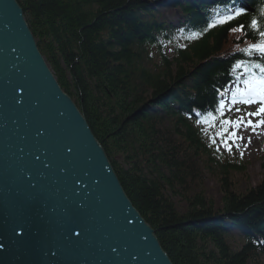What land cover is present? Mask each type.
<instances>
[{"label": "trees", "instance_id": "16d2710c", "mask_svg": "<svg viewBox=\"0 0 264 264\" xmlns=\"http://www.w3.org/2000/svg\"><path fill=\"white\" fill-rule=\"evenodd\" d=\"M17 1L57 81L173 264H264V226L257 229V219L264 218V179L237 193L230 172L244 166L215 165L211 175L223 203L218 209L194 186L212 161L202 159L212 152L198 121L214 111L219 94L243 70L234 66L259 60L241 46L259 41L250 21L264 26V0H248L245 14L215 27H209L211 18L228 14L239 0H194L181 7L185 31L155 24L148 16L155 11L144 0ZM142 5L146 9L137 8ZM240 24L243 32L232 30ZM171 194L185 196V212ZM239 235L250 239L237 248L233 238Z\"/></svg>", "mask_w": 264, "mask_h": 264}, {"label": "water", "instance_id": "95a60500", "mask_svg": "<svg viewBox=\"0 0 264 264\" xmlns=\"http://www.w3.org/2000/svg\"><path fill=\"white\" fill-rule=\"evenodd\" d=\"M0 264H173L17 0H0Z\"/></svg>", "mask_w": 264, "mask_h": 264}, {"label": "rangeland", "instance_id": "374dc122", "mask_svg": "<svg viewBox=\"0 0 264 264\" xmlns=\"http://www.w3.org/2000/svg\"><path fill=\"white\" fill-rule=\"evenodd\" d=\"M144 1L148 2L149 5H150V2L154 1V3L157 4L156 9L159 8V10L157 11L158 13L154 12V14L150 15V20L159 21V22L162 20H165V21H168L169 23L173 22L175 24L178 23V21H180L179 19H181V17L185 15V13L182 12L181 7H185V5H188V3H194V0H144ZM201 4H204V3H201ZM151 6L155 7V5H151ZM200 10H202L201 7H200ZM187 15L192 16L193 14L188 12L186 13V16ZM230 97L231 96L225 97L226 104L228 100L230 99ZM258 107H259L258 105H254V104H251V105L237 104L233 106L232 112H227V116H228L227 118L235 120L239 116L244 115L247 112H255ZM235 108H240L241 112H236ZM249 118L252 119L253 123H256L259 120L264 119V115L260 117H247L245 115V120ZM237 134L240 136H243L244 138L242 140L237 141V143L239 144V148L233 145V149L231 152L227 151L224 148L223 144L221 143L220 137H215V136L213 137L216 140L215 148L219 149L218 151L222 155H224V152H226L227 157H228L227 159H224V158L219 159L216 156H212L211 153H209V150L207 151L208 152L207 156L202 157L203 160H206V159L212 160L210 162L211 169L209 170V172H204V174L200 176L201 179L198 181V184L194 186L196 190H201L204 196L209 198V200L211 199L212 204H213L212 209L221 208L223 205L222 194H221L220 187L218 184V179H217V176H215V174H217L215 172L216 166H219V165L223 166V164H228L227 162L240 164L244 166L243 172H235V171L230 172L231 182L234 184L233 187L237 193L242 192V191L244 192L248 191L252 187L258 185L264 179V167L262 166L263 164L262 154H261V151L259 150L261 144L264 143V126L256 128L255 131H253L252 128L250 127L249 128L241 127V129L238 130ZM249 138H250V142H249ZM206 143L208 144V142ZM229 143H231V141H229ZM241 152H243V156H241ZM239 160L243 162L244 164H241ZM213 170L215 172L214 176L211 175ZM194 180H196V178ZM171 195H172L171 199L176 209L180 213L185 212L187 209V203L184 199L185 196L183 197V195L181 196V194L180 195L171 194ZM189 197L192 198L191 195H189ZM263 221H264L263 217L257 219V223H258L257 229H260V227L264 226ZM260 231L261 232L264 231V228L263 230L260 229ZM232 234L235 235V233L231 232V235ZM233 239L237 240L236 241L237 248L241 246L240 243L242 242V240H244L242 239L240 235L238 237L234 236ZM238 239L240 240L238 241Z\"/></svg>", "mask_w": 264, "mask_h": 264}, {"label": "snow or ice", "instance_id": "6c2138e0", "mask_svg": "<svg viewBox=\"0 0 264 264\" xmlns=\"http://www.w3.org/2000/svg\"><path fill=\"white\" fill-rule=\"evenodd\" d=\"M246 11L247 10L245 8L240 7L230 10L228 14L218 15L213 24H210L209 27H212L215 24L228 23L231 20L245 14ZM261 16L264 17V12H261ZM250 28L258 33L259 42L248 45L242 51L248 56L257 55L259 60L241 61L234 66L236 69H244V72L241 74L244 78L241 79L240 76L236 77L235 84L237 86L232 91L227 104L224 99H221L214 111L209 112L202 121L203 123L208 124L209 127H215L217 119L219 118L220 131L216 132V136L220 137L221 143L229 152L232 151L233 145L239 148L237 141L244 138L243 136L237 134L241 127H250L253 131H255L256 128L264 126V119H261L256 123H253L250 118L245 120V115L247 117H260L264 115V26L253 18L250 21ZM232 30L243 32L245 27L243 24H240ZM193 35L195 36L197 34L194 33ZM253 69H256L257 71H253ZM241 84L243 87L239 86ZM254 103L259 105L255 112H247L235 120L224 118L226 112L233 111V106L237 104L251 105ZM235 111L241 112V109L235 108ZM229 141H231V143H229ZM212 142L216 143L215 138H213ZM69 151H71V149H69ZM241 156H243V152H241Z\"/></svg>", "mask_w": 264, "mask_h": 264}, {"label": "bare ground", "instance_id": "6f19581e", "mask_svg": "<svg viewBox=\"0 0 264 264\" xmlns=\"http://www.w3.org/2000/svg\"><path fill=\"white\" fill-rule=\"evenodd\" d=\"M137 8L138 9H146V6L145 5H142V6H137ZM169 35V38H170V34H168ZM175 39H178V37L177 36H175L174 38H173V40H175Z\"/></svg>", "mask_w": 264, "mask_h": 264}]
</instances>
